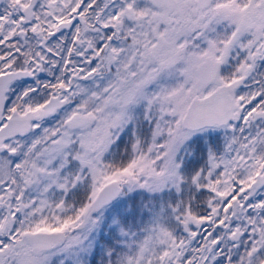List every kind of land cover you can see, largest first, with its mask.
Returning a JSON list of instances; mask_svg holds the SVG:
<instances>
[{
  "label": "snow or ice",
  "instance_id": "snow-or-ice-1",
  "mask_svg": "<svg viewBox=\"0 0 264 264\" xmlns=\"http://www.w3.org/2000/svg\"><path fill=\"white\" fill-rule=\"evenodd\" d=\"M0 264H264V0H0Z\"/></svg>",
  "mask_w": 264,
  "mask_h": 264
}]
</instances>
